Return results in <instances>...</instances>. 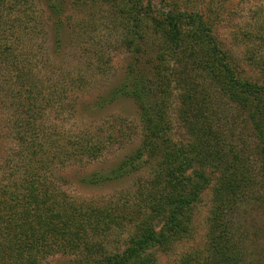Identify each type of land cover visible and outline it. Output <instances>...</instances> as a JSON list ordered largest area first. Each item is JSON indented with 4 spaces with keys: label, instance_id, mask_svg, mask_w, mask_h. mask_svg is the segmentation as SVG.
I'll list each match as a JSON object with an SVG mask.
<instances>
[{
    "label": "trees",
    "instance_id": "trees-1",
    "mask_svg": "<svg viewBox=\"0 0 264 264\" xmlns=\"http://www.w3.org/2000/svg\"><path fill=\"white\" fill-rule=\"evenodd\" d=\"M28 3L0 0V54L11 53L14 41L16 49L22 34L37 31L41 21ZM165 3L45 0L56 51L75 29L78 59L86 56L84 68L93 76L106 73L109 63L94 40L96 19L113 31V47L126 54L122 75L92 102L82 103V111L95 113L128 98L140 124L137 145L113 167L80 174L78 183L91 187L134 176L137 181L103 201L75 197L63 188L65 178L57 169L96 159L121 132L105 123L71 134L55 131L56 123L37 122L45 110L52 118L72 111L90 78L82 68L52 70L43 82L26 61L18 70L22 113L10 126L15 159L0 163V264H46L56 254L71 256V264H158L161 254L190 236L196 204L210 186L207 240L178 264H247L224 218L239 201L264 198V77L244 74L203 13ZM175 102L193 137L187 144L172 137ZM232 107L236 115L230 123L250 129L251 146H236L226 137L222 112ZM144 168L148 176L140 174Z\"/></svg>",
    "mask_w": 264,
    "mask_h": 264
},
{
    "label": "rangeland",
    "instance_id": "rangeland-1",
    "mask_svg": "<svg viewBox=\"0 0 264 264\" xmlns=\"http://www.w3.org/2000/svg\"><path fill=\"white\" fill-rule=\"evenodd\" d=\"M28 2L27 6L37 11L36 16L41 21L37 31L32 35L22 34L17 40L16 49V41H14L11 53L0 54V163L2 161L4 165L9 164L8 162L14 158L13 152L16 150L14 148L17 147L10 126L13 124V118L22 113L20 104L24 102L23 87L18 79L21 65L27 61L28 67L40 77L36 80L41 79L43 82L47 80V83L52 70L56 72L82 68L88 74L90 83L86 89H82L83 92L77 93L73 110L67 114L54 115V118L50 113L48 114V110H45L43 118L38 119L37 122L49 127L56 123L55 131L63 133L68 131L71 134L109 123L120 129L121 134L117 132L118 136L113 139V144L104 148L96 159L86 158L82 162L66 164L57 169L55 174H61L65 178L66 185L63 188L71 195L93 201L107 200L127 188L130 190L137 181L135 176L91 187L81 185L77 181L80 174L90 169L101 167L102 170H107L113 167L122 153L129 147L137 145L140 140L138 114L131 99L120 98L91 114L83 112L80 108L82 103L92 102L96 96L113 86V82L122 75L126 54L113 47V31L107 30L104 23L96 19L93 22L96 26L94 40L103 49L104 57L107 56L109 63L106 73L93 76V70L89 67L84 68L86 56L81 61L78 59L73 40L75 29L72 30L73 33L67 32L64 48L56 51L45 0H28ZM165 4L168 8L178 7L180 10L203 13L212 23L214 33L224 43V47L234 55L244 74L252 79L264 77V0H166ZM102 10L103 8L99 10L100 17ZM75 11V9L71 11L72 14L74 13L73 19L71 18L73 27L79 20ZM16 53L18 55H15ZM25 83H28L27 80ZM38 100L43 105L42 98ZM232 108L227 110L230 112H222L223 121L227 124L223 128L226 137L236 146H251L253 139L250 136V129L243 123L235 125L230 123L231 118L236 115L234 114L236 109ZM171 118L172 137L180 143L192 142L193 137L178 117V102L173 104ZM5 159L8 161L4 162ZM146 170L144 168L140 174H144ZM144 175L148 176L149 173L146 172ZM211 187L203 192L201 200L196 204L190 236L177 241L169 252L161 254L158 264H178V259L184 254L203 246L207 240L208 216L213 206ZM261 194L264 195V192L261 191ZM263 200V197L261 200L253 196L239 201L232 208H228L224 218L234 239L245 251L247 264H264ZM70 257L56 254L48 257L46 264H71Z\"/></svg>",
    "mask_w": 264,
    "mask_h": 264
}]
</instances>
